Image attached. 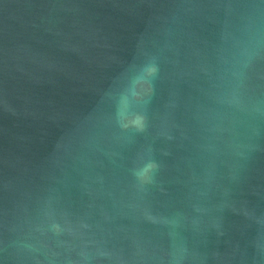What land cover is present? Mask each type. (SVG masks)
<instances>
[{"label": "water", "instance_id": "obj_1", "mask_svg": "<svg viewBox=\"0 0 264 264\" xmlns=\"http://www.w3.org/2000/svg\"><path fill=\"white\" fill-rule=\"evenodd\" d=\"M0 264H264V0H0Z\"/></svg>", "mask_w": 264, "mask_h": 264}, {"label": "clouds", "instance_id": "obj_2", "mask_svg": "<svg viewBox=\"0 0 264 264\" xmlns=\"http://www.w3.org/2000/svg\"><path fill=\"white\" fill-rule=\"evenodd\" d=\"M156 68L153 65L143 66L137 74H135L129 81L125 92L121 96V108L122 111H127L129 105L143 94L147 90L150 83V78L155 74ZM153 162L148 161L144 166L138 171L137 175L145 177L148 175L150 170L154 168Z\"/></svg>", "mask_w": 264, "mask_h": 264}]
</instances>
